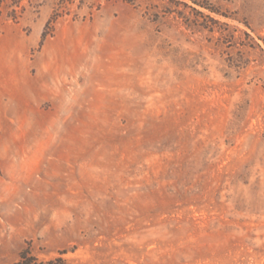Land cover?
<instances>
[{
  "label": "rangeland",
  "instance_id": "374dc122",
  "mask_svg": "<svg viewBox=\"0 0 264 264\" xmlns=\"http://www.w3.org/2000/svg\"><path fill=\"white\" fill-rule=\"evenodd\" d=\"M8 4L0 264H264V0Z\"/></svg>",
  "mask_w": 264,
  "mask_h": 264
},
{
  "label": "trees",
  "instance_id": "16d2710c",
  "mask_svg": "<svg viewBox=\"0 0 264 264\" xmlns=\"http://www.w3.org/2000/svg\"><path fill=\"white\" fill-rule=\"evenodd\" d=\"M3 1H8V5L10 6V15L12 17H16V13L18 12L19 8H22L24 9V2L25 1H31V0H0V2H3ZM56 5L58 6L56 8V11H55V16L57 14H59V8H62L65 9V10H71V8L73 7V5L75 3H77V7L79 9H82L85 5H89V6H93L97 3V0H54ZM127 1H131V0H127ZM46 36V34L44 33V37ZM35 260L28 256V253L27 252H23L22 255H21V260L19 261L18 264H35L34 262ZM58 262H62L63 263V260L61 258L58 259ZM50 264H55L53 261L50 263Z\"/></svg>",
  "mask_w": 264,
  "mask_h": 264
}]
</instances>
